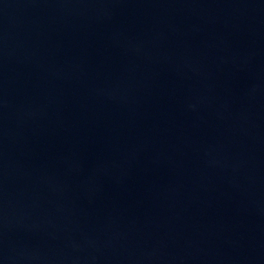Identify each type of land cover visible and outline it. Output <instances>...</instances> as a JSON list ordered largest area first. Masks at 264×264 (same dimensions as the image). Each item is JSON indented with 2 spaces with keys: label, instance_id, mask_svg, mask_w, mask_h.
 Here are the masks:
<instances>
[{
  "label": "water",
  "instance_id": "obj_1",
  "mask_svg": "<svg viewBox=\"0 0 264 264\" xmlns=\"http://www.w3.org/2000/svg\"><path fill=\"white\" fill-rule=\"evenodd\" d=\"M0 264H264V0H0Z\"/></svg>",
  "mask_w": 264,
  "mask_h": 264
}]
</instances>
